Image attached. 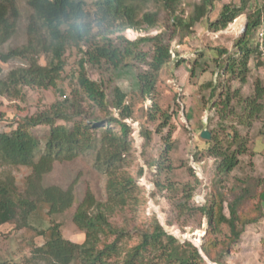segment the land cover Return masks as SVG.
Here are the masks:
<instances>
[{"label": "trees", "instance_id": "obj_1", "mask_svg": "<svg viewBox=\"0 0 264 264\" xmlns=\"http://www.w3.org/2000/svg\"><path fill=\"white\" fill-rule=\"evenodd\" d=\"M214 1L200 0L192 14L183 18L179 16L182 0H94L90 4L86 0H26L30 14L24 27L25 43L4 51L18 31L21 12L16 0H0V64L15 59L21 62L4 76L0 67V97L18 99L24 88L57 89L65 71L66 54L72 50L81 54L68 98L64 95L62 103L11 121L9 127L5 123V131L0 130V169L29 170L21 188L11 175L5 174L0 180V227L11 225L15 232H21V243L30 253L26 264H33L36 258L48 264H207L204 258L213 264H224V257L245 230L264 218V178L244 174L227 186L229 176L241 167V158L257 154L249 147L248 136L241 135L237 127L246 132L256 129L255 137L264 138V83L255 80L252 92L242 94L251 62L255 69L264 66L256 50V33L264 16L261 0L262 8L247 15L246 28L234 40L232 51L212 48L217 53L213 63L218 81H209L197 89L199 104L209 103L211 112L220 120L221 134L213 133L205 145L208 156L217 160L218 179L200 207L190 204L194 190L185 185L184 201L176 208L198 212L206 218L200 248L187 240L180 243L155 218L146 222V228L120 229L111 222L118 212L139 210V196L144 191L138 184L142 169L134 175L130 172L135 146L125 121L134 119V104L119 87L108 92L101 82L90 80L86 67L117 70L130 63L140 66L136 94L143 102H151L142 103V119L155 123L153 129L140 130L144 141L141 155H146L156 135L161 148L149 167L157 169L153 185L157 193H162L169 180L161 177L172 171L169 155L175 148L174 121L178 118L173 107L157 101L158 89L164 83L162 74L169 71L172 63L170 43L178 36V45L184 44L200 20L207 22L212 32L226 29L246 12L251 0L225 6L211 21L209 13ZM151 7L159 10H150ZM161 12L172 22L170 35L159 24ZM158 28L162 29L158 34H149V30ZM127 30L138 35L135 40L124 38ZM174 63L177 68L185 59L178 58ZM192 65L194 76L197 61ZM233 82H238L239 87L232 89ZM205 91L207 96L202 94ZM172 101L175 105L174 94ZM230 118L234 121L226 124ZM39 126L48 128L43 145L32 134ZM88 153L93 157L94 169L106 179L105 200H96L87 190L72 217L74 226L84 235L83 241L76 243L62 236L61 226L53 218L73 207V184L62 189L44 186L43 179L57 163H70ZM187 171L193 175L191 168ZM36 237L43 241L39 246L35 244ZM125 242L131 244L124 245Z\"/></svg>", "mask_w": 264, "mask_h": 264}, {"label": "rangeland", "instance_id": "obj_2", "mask_svg": "<svg viewBox=\"0 0 264 264\" xmlns=\"http://www.w3.org/2000/svg\"><path fill=\"white\" fill-rule=\"evenodd\" d=\"M16 1L21 12V21L14 38L3 47L4 51L19 47L25 43L24 27L30 10L27 7L26 0ZM86 1L90 4L94 0ZM199 2L200 0H182L179 16L183 18L190 16L193 12V7L199 4ZM232 4L238 5L239 0H215L211 7L212 11L209 13V19L211 21L214 20L225 6ZM259 8H262V1L251 0L248 3L246 12L239 16L236 19L237 21L235 20L226 29L212 32L208 28V23L200 20L194 27L193 35L186 39L184 44L178 45V36L171 41L172 63L169 71L162 74L164 83L158 89L157 101L164 106L173 107L177 111L178 118L174 121L176 126V132L173 135L175 148L169 155L172 171L169 176L164 177L162 175L161 177L162 180L165 178L169 180L167 184L168 188L162 193H157L153 185L157 169L149 167L157 159V154L161 148L156 135L153 136L152 143L146 149V155H141L144 141L140 136V130L142 127L153 129L155 123L145 122L142 119V103L150 105L151 102L148 99L143 102L136 94L138 90L136 73L140 66L130 63V66L117 70L105 68L91 69L86 67V75L90 80L101 82L108 92L111 88L117 86L128 95L129 102L134 104V119L128 120V124L130 128L132 125H136L135 131L141 139L139 146H135L132 151L130 164L132 175L136 174L140 168L143 171L140 176V179H143V181L140 182V179H138V184L144 189L139 196V200L141 201L139 210L126 209L118 212L111 218V222L115 227L120 229H129L133 226L146 228V222L155 218L180 243L187 240L195 247L200 248L207 228L206 218L198 212L192 213L188 212L185 208L181 210L176 208L178 203L184 201L183 196L185 193L183 190L185 185L194 190L190 204L200 207L208 200L213 184L218 179L216 176L217 160L208 156L205 145L213 133L221 134L219 129L220 120L214 115V112H211L209 103L199 104L197 89L200 85L209 81H218V73L213 63L217 53L212 48L223 47L232 51L234 40L242 34L244 26L247 24V15L260 10ZM153 9L159 10L154 7L150 8V10ZM262 14H264V7ZM159 24L162 25L163 31L164 29L169 30L168 35L173 31L172 22L164 12H161L159 15ZM162 29L149 30V34L153 36L158 34ZM84 46L86 48V45ZM80 58L81 54L75 50L69 51L66 54L65 71L61 83H59L55 90H31L24 88L22 90L23 96L18 99L0 97V130L5 131L3 129L5 123L9 127L11 121L15 122L36 112L49 110L50 106L55 103H62L65 100L62 98V95H66L68 98L70 85L73 84V77L78 72ZM178 58H184L185 63L175 68L174 62ZM193 61H197V66L194 69V76H191ZM40 63L44 64L43 60H40ZM19 66H21V62L18 59L5 64L1 63V76L6 75L9 71ZM250 66L251 72L247 83L242 87L243 95L252 92V85L255 80H260L264 83V66L255 69L253 62H251ZM239 85L238 82H233L231 88H238ZM173 94L175 95V105L172 101ZM202 94L207 96L208 92L205 91ZM113 115H115V112H113ZM233 121L234 119L230 118L226 121V124H232ZM237 128L241 132V135L248 136L249 147L252 151L257 152V154L241 158V167L237 168L227 180V186L229 187L233 185L232 182H234L235 177H241L244 174H250L256 178H264V138L255 137L256 129L246 132L241 127ZM204 130L210 135L208 140L200 137L201 132ZM32 134L43 145L47 138L48 128L39 126L32 130ZM248 163H250L249 166L247 165ZM188 167L192 169L193 175H190L187 171ZM28 173L29 170L25 168L0 169V180L5 174L11 175L15 184L21 188L23 180ZM105 180V177L94 169L93 157L89 153L80 156L70 163H57L51 173L44 177V186L54 185L66 189L73 184V207L63 214L53 217L54 222L59 223L61 226L62 236L65 239L76 243L83 241L84 235L76 229L72 222L73 214L76 207L83 200L87 190L94 194L96 200L102 202L105 200ZM142 183H145L147 186L152 185L151 190L147 192ZM169 186L171 187L169 188ZM262 200L264 205V196ZM21 240V232H15L11 225L0 227V262L4 264H26L25 260L29 258L30 253H28V249H24ZM41 243H43L42 239L36 237L35 244L39 246ZM130 244L128 242L124 243V245ZM20 248L21 252H19ZM204 260L207 264H213L207 258H204ZM223 261L224 264H264V218H261L256 224L245 230L239 242L233 246L231 253L227 254ZM33 264L48 263L42 261L40 258H36Z\"/></svg>", "mask_w": 264, "mask_h": 264}, {"label": "built area", "instance_id": "obj_3", "mask_svg": "<svg viewBox=\"0 0 264 264\" xmlns=\"http://www.w3.org/2000/svg\"><path fill=\"white\" fill-rule=\"evenodd\" d=\"M123 36H124V38L126 40L133 41V40H135V38L138 35L132 30H127V31H125ZM256 39H257L256 50H257V53L259 55L260 61L264 63V16L261 18V22L259 24V27H258V30H257V33H256ZM62 98L65 99V96H63ZM125 122L128 124V121H125ZM135 129H136V125L135 126L132 125V127H131V130H132L131 137H133L132 139L134 141V146H139V144L141 143V139H140L139 135L137 134V132L135 131ZM142 181H143V179H140V182H142ZM142 184L145 187V190L147 192H149V190H151L152 185H148L147 186V185H145V183H142ZM168 234H170V233H168Z\"/></svg>", "mask_w": 264, "mask_h": 264}, {"label": "water", "instance_id": "obj_4", "mask_svg": "<svg viewBox=\"0 0 264 264\" xmlns=\"http://www.w3.org/2000/svg\"><path fill=\"white\" fill-rule=\"evenodd\" d=\"M246 28V24H245V26H244V29ZM200 137L202 138V139H205V140H208L209 138H210V135H209V133L207 132V131H202L201 132V134H200Z\"/></svg>", "mask_w": 264, "mask_h": 264}, {"label": "crops", "instance_id": "obj_5", "mask_svg": "<svg viewBox=\"0 0 264 264\" xmlns=\"http://www.w3.org/2000/svg\"><path fill=\"white\" fill-rule=\"evenodd\" d=\"M238 19V18H237ZM237 21V20H236Z\"/></svg>", "mask_w": 264, "mask_h": 264}]
</instances>
